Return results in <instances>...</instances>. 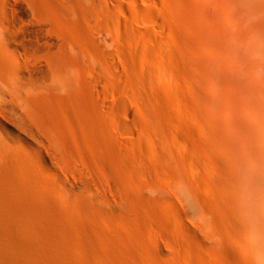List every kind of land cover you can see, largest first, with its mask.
<instances>
[{
  "label": "bare ground",
  "instance_id": "obj_1",
  "mask_svg": "<svg viewBox=\"0 0 264 264\" xmlns=\"http://www.w3.org/2000/svg\"><path fill=\"white\" fill-rule=\"evenodd\" d=\"M118 1L0 0V211L6 213L9 210L21 216L27 210L35 211L42 207L45 211L55 210L52 217L62 218L67 223H79L82 217L90 223L96 219H104L108 223V216H105L108 211L103 210L116 206L114 196L122 186L115 183L117 181L113 175L105 174L107 182L101 183L92 173L94 162L89 158L88 148L92 143V132L93 136L100 135L103 146L110 150L106 159L111 164V172L114 162L122 155L120 163L123 167L120 169L127 177V180L124 177L128 181L126 185L137 189L140 194L146 192L147 188L144 190L136 180L139 178L147 186L152 170H147V161L153 160L155 163L150 132L133 116L131 110L119 105L121 101L119 103L118 98L127 96L134 100L137 92H148L160 105L159 111L170 115V112L167 113L168 107L163 106L165 99H175L177 89L183 86L179 78L181 56L176 51L175 32L171 27L177 22L172 7L168 5L170 0ZM245 2L248 17L244 25L248 28L250 25L251 30L243 34L240 50L233 44L229 47L232 52L238 53L240 69L247 77L245 83L248 92L244 102L247 104L248 134L252 146L243 150L234 149L226 161L231 175L227 181L232 195L224 200V205L232 212L242 211L249 224L257 230L256 234L247 235L251 243L239 244L237 251L242 255L252 252L253 258L248 264H264V176L251 173L264 171V154L258 151L261 148L264 153V113H251L257 106L264 107V82L257 84L260 79L264 80V0ZM117 12L124 20L117 16ZM221 28L213 25L208 36L200 32L201 40H215ZM229 42L230 37H227L226 44ZM194 57L204 60L199 53ZM207 63L209 60L205 63L208 66ZM185 87L182 90L185 91ZM202 88L210 89L211 85L205 82ZM36 90L45 95L44 98L60 95L68 99L78 128L71 127L61 135H54L49 130L52 118L39 115L31 107L36 99ZM221 92L219 87L214 89L217 95ZM182 98L180 106L184 108L187 118L169 115L170 119L166 118L172 126L181 129V137L190 138L193 136L190 125L194 123V118L189 112L191 109L187 110L188 101L183 95ZM88 112L94 115L89 118V123L83 117ZM5 122L21 126L25 133L33 137L35 145L25 143L21 136L11 137L5 133ZM167 133L165 146L169 148L176 143L177 133L173 130ZM125 136L129 137L128 140L120 139ZM119 143L126 147L128 153H121L120 147L117 150ZM117 151H121V154ZM242 154L246 161L239 160ZM129 161L134 163L132 167ZM153 170L151 172H158ZM204 189L206 198L202 200L204 206L210 209L221 197L208 186ZM120 192V196L116 197L125 200L126 193L123 190ZM141 206L142 203L138 202L136 209L139 210ZM142 213L136 214L139 222L134 221L135 227L133 225L132 229L113 230L116 242L127 232L128 240L134 244L132 248L139 251L135 243L139 240V232L144 231L157 244L162 243V236L155 228L152 229L150 215ZM175 216L179 217L177 214ZM6 219L8 216L0 212V221ZM181 219L176 224L178 230L189 232L186 222L183 223ZM135 228L139 230L137 235L133 233ZM100 237L103 241L109 238ZM149 243L152 244L151 240ZM189 255L188 259H184L186 264L192 263ZM150 256L151 253L144 252L141 264H149ZM129 260L128 254H108L103 262L117 264Z\"/></svg>",
  "mask_w": 264,
  "mask_h": 264
},
{
  "label": "rangeland",
  "instance_id": "obj_2",
  "mask_svg": "<svg viewBox=\"0 0 264 264\" xmlns=\"http://www.w3.org/2000/svg\"><path fill=\"white\" fill-rule=\"evenodd\" d=\"M110 1L119 3L118 0ZM168 5L172 7L177 22L171 27L175 32L176 51L181 56L179 78H181L182 88L184 86L187 88L185 87L186 92L182 88L177 89L175 99L166 97L165 104L162 105L168 107L166 109H168L167 113L170 112V115L168 114L170 117L186 119V112L180 106V99L182 101L183 95L188 101L187 110L191 109L189 112L194 118V123L190 125L191 130L193 129V136L181 137V129L168 122L166 117L169 119L170 117L159 111L160 105L150 93L137 92L135 94L137 98L134 96V100L128 99L127 96L118 98V102L121 101L119 105L131 110L133 116L150 132V145H152L155 163L153 160L147 161L149 167L147 170L154 169L153 171L158 172H151L152 170L149 172L152 174L148 175L150 178L147 186L139 178L136 180L139 186L148 190L140 194L136 191L137 189L126 185L127 177L120 169L121 166L123 167L121 165L122 155L114 162V170L113 173L111 172V164L109 159H106L110 150L103 146L102 137L93 136L92 132V143L88 145L91 151V153L89 151V158L94 162L92 168L95 173L90 167L92 173L101 183L107 182V175H113L112 177L117 181L115 183H121L122 186L119 188L116 184L119 191H116L117 194L114 196L116 198H114L115 209L103 210L109 212L105 213L109 222L96 219L94 223H90L82 217L78 220L79 223H67L62 218L52 217L55 210L45 211L42 207L38 208L40 211L38 209L27 210L21 213V216L9 210L6 213L2 210L0 212L10 219L0 221V264H105L103 261L108 254L113 256L128 254L130 256L131 261H127L129 263L117 264H141L143 259L142 262L140 259L144 252L151 253L150 261L147 260L149 264H186L187 254H190L191 264H248L252 260V252L242 255L237 249L239 244H250L247 235L256 234L257 230L249 224L242 211L232 212L224 205V200L232 195L227 181L231 175L226 161L231 157L230 154L234 149L243 150L252 146L248 134L250 125L248 124L247 104L244 102L248 92L245 83L247 77L240 69L241 62L237 58L238 53L232 52L229 47L233 44L240 50L243 34L251 30L250 25L249 28L244 25L248 17L245 11L247 4L245 0H170ZM117 16L120 18L122 15L117 12ZM121 18L124 20V17ZM213 25L222 27L217 38L215 40L206 38L202 41L199 33L203 32L205 36L210 35ZM227 37H230L228 45L226 44ZM197 53L203 56L204 62L194 57ZM206 60H209L208 66L205 64ZM205 82L211 85L210 89L202 88ZM262 82L264 80L260 79L257 84ZM217 87L222 89L220 95L214 93ZM35 97V102L31 107L39 115H48V119L52 118L49 130L54 135H61L71 130V127L78 128L71 102L64 96L44 98L45 95L36 90ZM262 107L253 108L251 113L253 115L263 114L264 107ZM93 116L91 112H88L83 117L89 123V118ZM3 124L4 132L11 137L21 136L20 138L25 143L35 145L33 137L25 133L21 126L11 122ZM168 130L177 133L176 143L170 145L169 148L165 146ZM128 138L125 136L120 139L126 141ZM117 147V150L120 147L123 151H117L119 154L128 153L123 144L119 143ZM258 151L264 154L261 148ZM242 155L239 160L246 161L245 155ZM196 162L197 165H195ZM129 164L131 167L134 165L130 161ZM253 172L264 176L262 170L251 173ZM207 186L221 197L210 209H207L203 202L206 198L204 188ZM120 190L126 193L125 200L116 197L120 196ZM138 202L142 203L139 210L136 209ZM142 212L150 215L152 229L155 228V231L162 236V243L157 244L148 235L149 233L139 232L136 228L133 233L137 235L139 232L137 236L140 241L135 243L139 251L132 248L134 244L128 240L127 232L126 235L122 234L120 240L116 242L113 230H125L129 227L132 229L133 225L135 227L134 221L139 222L136 214ZM175 214L182 218L183 223L186 222L189 227V232L181 231L183 236L181 229L178 230L177 226L180 218ZM16 216L17 218L20 216V219ZM49 216L53 219H48ZM109 223L112 225H110L111 228ZM191 232H194L195 238ZM101 235L109 238L103 241ZM150 240L152 244L149 243Z\"/></svg>",
  "mask_w": 264,
  "mask_h": 264
}]
</instances>
